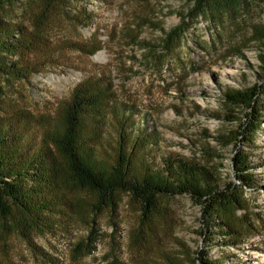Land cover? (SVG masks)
<instances>
[{
  "label": "rangeland",
  "instance_id": "374dc122",
  "mask_svg": "<svg viewBox=\"0 0 264 264\" xmlns=\"http://www.w3.org/2000/svg\"><path fill=\"white\" fill-rule=\"evenodd\" d=\"M191 9L190 0H20L13 8L34 49L9 57L24 67L19 77L0 72V121L22 134L21 152L48 148L56 183L42 194L51 199L42 215L0 217V264H264V95L249 140L235 133L250 111L222 97L261 83L264 4L187 18ZM74 96L85 105L79 141L100 163L114 162L130 130L156 161L180 158L233 184L236 210L209 218L189 196L161 197L141 223L138 203L119 193L96 215L94 195L77 189L60 154ZM239 153L253 167L251 188L235 177ZM92 219L100 237L88 253Z\"/></svg>",
  "mask_w": 264,
  "mask_h": 264
},
{
  "label": "trees",
  "instance_id": "16d2710c",
  "mask_svg": "<svg viewBox=\"0 0 264 264\" xmlns=\"http://www.w3.org/2000/svg\"><path fill=\"white\" fill-rule=\"evenodd\" d=\"M19 1L0 0V72L10 73L15 78L19 77L24 67L15 59L10 61L9 57L20 55L25 48L34 49L33 38L12 19L11 13ZM251 1L264 4V0H190L192 9L187 18L195 15L197 10L205 13L218 9H242ZM261 62L264 68V51ZM263 95L264 76L261 83L223 90L222 97L228 105L250 111L245 114L247 122L244 121L239 127V130H244L242 133L236 132V136L249 140L248 138L258 133L262 122L259 98ZM84 106L82 99L74 96L58 143L60 154L66 160L70 178L77 189L94 195L92 207L96 215L114 204L119 193L131 195L138 203L142 213L141 223L153 216L161 197L189 196L196 205L203 208L209 218L214 215L220 219H225V212L236 210L240 204L239 196L232 191L234 185L229 183L221 186L214 171L180 158L162 157L156 161L148 141L141 135L132 139L130 130L126 131V135L120 133L119 149L114 162L110 165L100 163L90 149L83 148L79 141L83 126L81 110ZM21 137L22 134L20 136V132L10 123L0 121V217L4 220L12 218L17 209L32 218L42 215L51 200L44 198L42 194L44 195L49 182L56 183L49 167V154L45 152L48 148L43 146L32 153H24L25 150L21 152ZM12 140L14 144L15 141L19 144L14 145ZM233 164L235 177L244 187L251 188L255 179L250 173L253 167L246 155H236ZM91 222V230L84 246L88 253L96 249L100 237L99 230L95 227L96 220L92 219ZM193 264L217 263L213 259L209 261L201 258Z\"/></svg>",
  "mask_w": 264,
  "mask_h": 264
}]
</instances>
